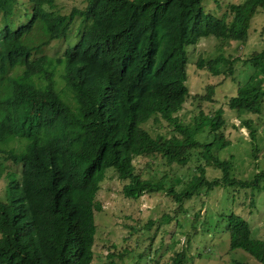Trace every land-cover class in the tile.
<instances>
[{
    "label": "trees",
    "instance_id": "obj_1",
    "mask_svg": "<svg viewBox=\"0 0 264 264\" xmlns=\"http://www.w3.org/2000/svg\"><path fill=\"white\" fill-rule=\"evenodd\" d=\"M27 1L29 20L15 27L18 0H0V178L5 162L21 167L19 179L16 172L3 177L0 264H91L94 213L102 210L97 193L106 170L116 171L126 197L164 188L136 172L133 160L139 156L159 154L184 165L190 151L199 149L204 163L197 173L180 191L166 188L179 206L201 189L259 186L264 171L251 180L237 179L231 162L217 157L228 144L220 131L222 108L211 115L200 112L189 125L176 114L189 95L185 47L208 35L245 41L264 0L231 3L221 18L205 14L202 0H86L69 13L52 11L55 0ZM76 19L82 24L77 42L62 57L43 54L51 41L68 36ZM236 59L218 54L199 58L197 65L215 76L232 75ZM245 61L253 68L250 80L227 105L260 113L264 49ZM57 64L63 68L62 89L55 85ZM150 119L166 121L176 134L152 136L144 127ZM250 121L240 125L250 127ZM205 130L214 136L201 142L196 136ZM249 135L255 140V129ZM207 166L221 176L208 179ZM226 229L231 247L264 261V241L251 240L247 221L231 214ZM170 264H187L186 252L174 253Z\"/></svg>",
    "mask_w": 264,
    "mask_h": 264
},
{
    "label": "rangeland",
    "instance_id": "obj_2",
    "mask_svg": "<svg viewBox=\"0 0 264 264\" xmlns=\"http://www.w3.org/2000/svg\"><path fill=\"white\" fill-rule=\"evenodd\" d=\"M243 1L202 0L201 6L205 14L221 18L228 11L229 4ZM85 5L86 0H55L52 11L69 13L73 7L83 8ZM30 6L27 0H18L17 7L21 11L17 13L15 27L28 22ZM81 27V20L76 19L68 36L51 41L42 53L52 59L62 57L65 50L77 42ZM185 48V84L189 95L176 115L182 124L189 125L194 123L200 112L211 115L222 108L225 125L220 131L228 144L217 151V157L231 162L233 177L251 180L257 172L264 171V101L260 113L237 112L228 107L227 101L237 93L239 85L250 80L248 76L253 68L245 60L264 49V9H259L253 16L245 41L208 35ZM218 54L231 60L237 58L232 63V75L222 73L215 76L206 67H198L199 58H213ZM62 72V65L57 64L54 80L58 89L63 88ZM252 84L248 82L247 86ZM246 119L251 120L250 127L240 125ZM144 127L152 136L176 134L164 120L150 119ZM251 129H255L253 141L249 135ZM213 136L205 130L196 138L203 142ZM254 148L257 149L256 155ZM203 163L199 149L190 151V159L184 165L168 163L159 154L136 157L133 164L141 178L160 182L164 188L143 191L135 198L125 196L122 192L124 182L112 167L108 168L97 193L102 210L94 213L96 233L91 264H170L171 256L181 250L186 252L187 264H233L234 261L264 264L243 248L231 247L226 229L228 216L235 214L249 224L253 242L264 241V179L253 188L220 185L209 191L201 189L184 199L180 206L167 193L166 188L169 187L182 190L197 173L196 166ZM4 165L3 177L7 172H16L17 178H20V165L9 161ZM205 175L208 179L220 177L221 170L207 166ZM3 177L0 178L1 197L5 196L6 180ZM166 216L170 217V221L163 220Z\"/></svg>",
    "mask_w": 264,
    "mask_h": 264
}]
</instances>
